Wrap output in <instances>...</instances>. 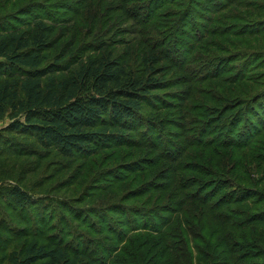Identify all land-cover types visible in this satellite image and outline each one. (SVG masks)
<instances>
[{
    "label": "rangeland",
    "instance_id": "374dc122",
    "mask_svg": "<svg viewBox=\"0 0 264 264\" xmlns=\"http://www.w3.org/2000/svg\"><path fill=\"white\" fill-rule=\"evenodd\" d=\"M25 6L50 12L56 26L92 8L83 35L97 11L100 36L83 39L84 49L103 41L135 69L154 53L156 79L166 84L158 94L178 104L161 111L164 127L132 135L139 143L88 158L43 151L6 132L9 114L0 119V225L23 226L10 197L21 185L33 198L25 210L33 233L43 218L47 239L92 251L104 264H264V226L253 224L264 216V129L243 130L254 149L239 150L232 139L246 104L264 122V0H0V19L23 24ZM174 177L197 198L212 192L213 204L225 206L212 212L185 200ZM3 244L16 246L0 229Z\"/></svg>",
    "mask_w": 264,
    "mask_h": 264
},
{
    "label": "trees",
    "instance_id": "16d2710c",
    "mask_svg": "<svg viewBox=\"0 0 264 264\" xmlns=\"http://www.w3.org/2000/svg\"><path fill=\"white\" fill-rule=\"evenodd\" d=\"M22 11L21 15L30 17L23 24L18 19L26 18L7 15L0 19V119L9 114L12 121L6 130L9 135L29 138L43 151L74 159L97 157L104 150L139 143L132 135L141 134L146 126L164 127L166 122L161 111L168 106L171 109L178 101L169 103L158 94L166 84L156 79L160 75L157 68L160 60L154 53H147L141 66L135 69L103 41L85 50L83 39L97 35L98 40L100 36L97 11L90 24V34L83 35L80 30L90 23L93 9L89 7L77 23L65 26L50 24L48 21L53 19L49 17L50 12L33 14L27 6ZM206 38L200 37L201 47L208 45ZM248 105L244 106L248 112L246 118L252 113L254 120L245 118L239 126L242 130L232 134H236L232 139L236 138L239 150L254 149L252 143L256 140L251 137L244 142L243 130L249 128L256 133L264 129L261 113L258 110L255 113V108L251 112ZM146 110L155 116L145 117ZM173 184L181 187L179 194L185 200L199 201L212 212L219 207L220 199L213 204L216 196L212 192L197 198L195 192H188L191 188L181 186L175 177ZM10 197L20 209L23 226L0 225L3 234L16 243L12 251L7 244L0 245V264H104L92 251L71 247L63 239L60 242L54 237L47 239L43 218L35 225L36 231H42L33 233L25 216L33 198L21 185L13 187ZM182 211L183 208L172 212ZM186 212L193 213L192 208ZM253 224L264 226V216L254 218Z\"/></svg>",
    "mask_w": 264,
    "mask_h": 264
}]
</instances>
